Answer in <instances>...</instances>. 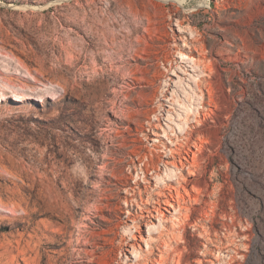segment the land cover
I'll return each instance as SVG.
<instances>
[{
	"label": "rangeland",
	"instance_id": "rangeland-1",
	"mask_svg": "<svg viewBox=\"0 0 264 264\" xmlns=\"http://www.w3.org/2000/svg\"><path fill=\"white\" fill-rule=\"evenodd\" d=\"M0 264H264V0H0Z\"/></svg>",
	"mask_w": 264,
	"mask_h": 264
},
{
	"label": "bare ground",
	"instance_id": "bare-ground-1",
	"mask_svg": "<svg viewBox=\"0 0 264 264\" xmlns=\"http://www.w3.org/2000/svg\"><path fill=\"white\" fill-rule=\"evenodd\" d=\"M163 2H173L175 4H181L184 0H161ZM81 28V27H80ZM109 44V43H108ZM110 50L112 51L113 50V46L110 44ZM110 56L112 57L113 54L110 53ZM18 93V92H16ZM9 98L13 99L14 101L16 102H21V101H25V100H28L30 99L31 97H26L22 94H12L11 96H9ZM39 100V99H38ZM2 101V100H1Z\"/></svg>",
	"mask_w": 264,
	"mask_h": 264
}]
</instances>
